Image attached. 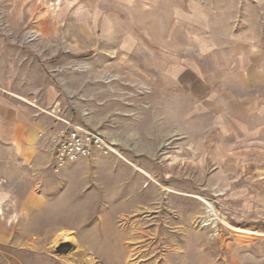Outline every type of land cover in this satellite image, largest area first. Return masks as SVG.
Segmentation results:
<instances>
[{
	"label": "rangeland",
	"instance_id": "rangeland-1",
	"mask_svg": "<svg viewBox=\"0 0 264 264\" xmlns=\"http://www.w3.org/2000/svg\"><path fill=\"white\" fill-rule=\"evenodd\" d=\"M250 70L264 0H0V95L42 109L54 146L79 124L120 155L55 173L0 146V264H264Z\"/></svg>",
	"mask_w": 264,
	"mask_h": 264
},
{
	"label": "crops",
	"instance_id": "crops-1",
	"mask_svg": "<svg viewBox=\"0 0 264 264\" xmlns=\"http://www.w3.org/2000/svg\"><path fill=\"white\" fill-rule=\"evenodd\" d=\"M262 75L264 72L260 73ZM241 76L242 86L246 84V79L251 85L258 82L264 84V77L262 79L251 70ZM40 110L0 95V146L3 152L18 155L23 164L31 163L39 168L45 160L49 163L53 160L54 150V132L51 129L54 121L46 118Z\"/></svg>",
	"mask_w": 264,
	"mask_h": 264
},
{
	"label": "built area",
	"instance_id": "built-area-1",
	"mask_svg": "<svg viewBox=\"0 0 264 264\" xmlns=\"http://www.w3.org/2000/svg\"><path fill=\"white\" fill-rule=\"evenodd\" d=\"M57 137L53 150L55 173H60L70 163L90 158L96 152L120 156L111 142L79 124H69Z\"/></svg>",
	"mask_w": 264,
	"mask_h": 264
},
{
	"label": "bare ground",
	"instance_id": "bare-ground-1",
	"mask_svg": "<svg viewBox=\"0 0 264 264\" xmlns=\"http://www.w3.org/2000/svg\"><path fill=\"white\" fill-rule=\"evenodd\" d=\"M126 168V167H125ZM143 172V171H142ZM113 174V173H112ZM115 174V173H114ZM113 174V175H114ZM149 175V174H148ZM110 177V176H109ZM102 187V186H101ZM171 193V192H170ZM104 195V194H103ZM203 201V200H202ZM204 202V201H203ZM125 205V204H124ZM205 206H206V208L208 209V211H210V212H214V205H212V204H210V203H208V202H205ZM218 214V213H217ZM215 217H216V215H215ZM212 219V218H211ZM24 226V225H23ZM96 229V228H95ZM70 235V234H69ZM97 237V236H96ZM24 238V237H23ZM68 239H69V237H68V235H66L65 236V238H64V240H63V242H67L68 241ZM105 240V239H104ZM103 240V241H104ZM37 241V240H36ZM72 241V240H71ZM38 242V241H37ZM36 242V243H37ZM30 244V243H29ZM93 244V243H92ZM104 244V243H103ZM20 245V244H19ZM32 245V244H31ZM34 246V245H33ZM100 249H101V247H99ZM103 248H105V247H103ZM97 250V249H96ZM105 252V251H104ZM101 255V254H100ZM96 256V255H95Z\"/></svg>",
	"mask_w": 264,
	"mask_h": 264
}]
</instances>
